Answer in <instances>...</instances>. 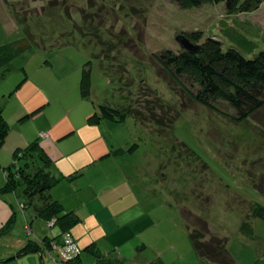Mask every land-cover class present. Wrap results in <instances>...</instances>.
Wrapping results in <instances>:
<instances>
[{
  "label": "rangeland",
  "instance_id": "1",
  "mask_svg": "<svg viewBox=\"0 0 264 264\" xmlns=\"http://www.w3.org/2000/svg\"><path fill=\"white\" fill-rule=\"evenodd\" d=\"M245 22L248 36L261 40L256 32L264 33V4L253 13L230 15L224 3L195 7L171 0H0V47L29 39L37 45L14 61L0 82V107L11 125V140L0 147V264H62L56 262L59 251L53 258L17 256L31 239L42 241L44 229L55 223L49 226L34 218L33 210L24 211L22 190L1 189L14 152L37 139L57 144L46 129L67 123H74L84 149L85 137L95 134L106 136L110 150L122 152L124 170L109 165L115 170V183L109 186L116 187L91 206L116 200L114 207L105 205L109 218L100 226L104 231L106 225L121 229L114 236H125V254L139 250L166 264H209L190 238L188 224H197L228 240L236 264H264V220L251 219L252 236L243 231L251 207L264 206V108L240 121L233 119L236 111L227 103L218 101L219 111L202 105L191 97L197 88L189 92L158 60L166 49L181 52L177 39L192 31H203L205 38L214 35L224 48L233 46L252 57L264 46L250 54L233 39L242 33L235 25ZM88 62L92 92L84 98L82 72ZM104 104L131 115L125 123L95 130L90 118ZM42 105L32 118L21 120ZM71 199L67 204L75 203ZM80 215L86 229L96 222L87 211ZM76 245L79 261L76 256L65 262L93 264L95 256ZM114 256L122 259L124 254Z\"/></svg>",
  "mask_w": 264,
  "mask_h": 264
},
{
  "label": "trees",
  "instance_id": "2",
  "mask_svg": "<svg viewBox=\"0 0 264 264\" xmlns=\"http://www.w3.org/2000/svg\"><path fill=\"white\" fill-rule=\"evenodd\" d=\"M171 1L179 5L190 4L195 7H200L206 3H224L230 15L253 13L258 11L264 4V0ZM247 25H249L247 22L236 24L235 26L242 33H238V36L233 37V39L240 42L250 54H253L256 47L264 46V33L256 32V34H262L261 40L254 38L252 35L248 36L245 31ZM185 35L191 41L200 45L197 53L184 49L176 53L173 50L166 49L158 54V60L167 71L171 69L175 72L176 77L189 92H193L192 89L197 88V94L193 93L194 96L190 95L191 97L202 105L210 106L209 108L212 107L215 110H217L216 103L218 101L227 103L236 111L233 119L240 121L247 120L264 108V49L252 57H248L233 46L224 48L223 42L214 35L205 38L203 31L187 32ZM247 37L252 40L250 41ZM25 41L27 42L22 43V41H19L0 47V61L2 63L0 64V82L6 78L11 65L17 58L37 46L33 44L32 39ZM69 42L67 44H71V41ZM65 45L64 43L44 50H53ZM91 70L90 62L86 63L82 72L81 89L84 98H88L92 92ZM180 81L178 82L181 83ZM130 115V110L104 104L100 106L99 113H95L90 118V123L99 125L103 120L125 123ZM9 133L10 126L3 116V108L0 107V147L6 143ZM137 147L134 146L129 152L133 153ZM114 152L117 155L122 154L121 151ZM5 175L6 183L1 192L16 193L18 190H22L25 199L21 204L23 210H33L34 218H42L48 224L55 221L54 228H57L56 231H58L55 237L47 236L42 241L31 239L28 244L21 248L17 256L40 253L42 259L47 255H51L53 258V253L57 254L56 246L60 247L59 245L63 244V238L70 234L72 229L81 221L77 214L66 211L63 204L55 199L53 189L63 180L73 181L80 173L69 176L60 173L56 169L52 157L40 141L35 140L25 148L17 149L14 152L11 165L5 168ZM252 218L264 220L263 205H253L251 212L246 216L243 231L249 236L253 235ZM188 229L195 252L200 259L207 261L209 264H236L227 248L228 240L226 238L213 236L208 228L202 231L197 224H188ZM84 251L95 256L96 264H121L123 261L111 255L113 252L109 254L102 252L96 243L87 246ZM136 251L138 254L140 253L139 250ZM57 259L56 262L67 264L60 255ZM79 259L80 256H77L75 261L77 262ZM2 264H7V262ZM147 264L166 263L160 258H156Z\"/></svg>",
  "mask_w": 264,
  "mask_h": 264
},
{
  "label": "crops",
  "instance_id": "3",
  "mask_svg": "<svg viewBox=\"0 0 264 264\" xmlns=\"http://www.w3.org/2000/svg\"><path fill=\"white\" fill-rule=\"evenodd\" d=\"M48 65L52 66L51 62ZM43 106L44 105L34 109L32 112H29L21 120L32 118L44 108ZM4 111L5 110L3 108V116L6 118L11 132V125L7 117L5 116ZM107 123L116 124L108 120H103L99 125H94L93 127L96 130L100 126H105V124ZM46 130L50 131V138L55 139L58 142L57 144H55L54 141L49 143L47 142L49 141L48 139L42 144L48 154L52 157L56 169L66 176L78 172L80 173V175L73 181L66 179L60 182L53 189V196L63 204L66 211L74 212L75 214H77L81 221L82 216L80 214L83 211H87L96 219V222L92 221L93 223L91 222L92 224L88 225L89 229H86L87 227L84 226L81 221L72 229L71 235L74 237L78 246L85 249L92 243H96L100 250L104 253L109 254L113 252L111 254L113 256L117 253H120L121 255L124 254V256H121L123 263L126 261L131 264H146L147 262H149V260H153L154 258L159 257L161 259L160 256H152L151 254H138L136 250H132L133 253L128 256L127 254H125V251L123 249V246L125 244V236L121 234H118V237L114 236L117 230L121 233V229L109 228L107 227V225V231H104L101 228L100 224L102 225V223H106L105 220L109 218V216L104 213L106 211L105 205L111 204L114 207L116 206V200L110 198L111 201H98L96 202L97 206H91L93 205L91 204V202L93 200L95 201L98 196L104 195L105 193L110 192L112 189H114V187H116V185H111L112 187L109 186V184L115 183V181L111 182V175L115 171L111 166H116L117 164H119L124 170L122 158H120L119 155L115 154V150H110L108 148L107 141L105 140L106 136H104V139H102V136L100 135H87L84 139V141L88 143L87 149H84L86 147L82 146H86V144H84L82 140L77 139V129L74 123H67L61 126L49 125ZM44 137H46V135L43 136V138ZM9 140H11L10 136H8L6 142H8ZM100 142L102 143V147L94 146V144H100ZM17 145L23 146V140L21 141V139H17ZM57 148L60 149V151L55 152ZM78 153L82 154L77 158ZM55 155L59 156L57 157ZM131 155H134V153H131ZM56 159H58L59 161H55ZM120 174L123 177V180L124 177L125 179L126 177H128V179L130 180L126 172H120ZM100 188H103V193L99 192L98 189ZM71 195L72 199L74 198L75 201V203L72 202V205L70 203L67 204V201ZM57 232L58 231H56L54 228L44 229L45 237H55L56 234H58ZM33 233L34 231L31 232V234ZM75 262H72L70 264H74ZM93 264H96V259Z\"/></svg>",
  "mask_w": 264,
  "mask_h": 264
},
{
  "label": "built area",
  "instance_id": "4",
  "mask_svg": "<svg viewBox=\"0 0 264 264\" xmlns=\"http://www.w3.org/2000/svg\"><path fill=\"white\" fill-rule=\"evenodd\" d=\"M44 136V135H42ZM55 221L49 222L50 225H54ZM63 244L59 245L60 247H57V251H59L61 257L63 258L64 261H67V259H72L75 258L79 254V249L76 245V242L74 243L73 238L70 235H66L63 238ZM70 253H73L74 256H71Z\"/></svg>",
  "mask_w": 264,
  "mask_h": 264
},
{
  "label": "water",
  "instance_id": "5",
  "mask_svg": "<svg viewBox=\"0 0 264 264\" xmlns=\"http://www.w3.org/2000/svg\"><path fill=\"white\" fill-rule=\"evenodd\" d=\"M177 40L180 43L182 49L186 51L197 53L200 49V45L194 44L185 36L179 37Z\"/></svg>",
  "mask_w": 264,
  "mask_h": 264
}]
</instances>
